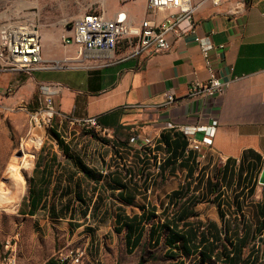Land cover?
I'll return each mask as SVG.
<instances>
[{
  "label": "crops",
  "instance_id": "crops-1",
  "mask_svg": "<svg viewBox=\"0 0 264 264\" xmlns=\"http://www.w3.org/2000/svg\"><path fill=\"white\" fill-rule=\"evenodd\" d=\"M204 1L191 0L196 7V33L201 37L210 35L216 47L210 54L212 65L216 76L229 83L221 96L190 97L191 87L206 83L210 77L201 49L190 36L179 40L170 37L173 44L166 52L129 58L123 44L114 52L79 54L78 46L62 43L63 36L71 34L67 25H44L36 27L42 59L58 62L61 68L9 72L1 68L0 62L2 94L14 87L28 100L37 102L39 110L42 87L61 85L62 92L56 95L54 104L62 119L95 117L104 129L113 131L118 144L123 141L129 144L132 138L152 137L160 146L168 143L171 147L160 175L171 188L169 191L157 185L149 187L143 169L141 175L137 174L149 159L137 170L132 167L133 174L129 170L128 176H110L109 183L88 180L79 170L65 176L69 195L60 203L69 201L70 211L65 218L68 226H80L72 228L73 233L85 228L83 237L92 238L97 232L92 227L109 226L114 237L124 241L128 254L127 236L132 242L136 233H128L124 225L132 223L127 219L137 218V222L142 220L146 224L148 242L149 228L155 227L152 244L157 240L159 245L164 243L167 257L172 260L169 264H199L200 258L198 253L187 255L170 249L160 228L163 225L177 224L180 228L186 225L196 227L197 231V226L212 224L224 231L226 223L243 225L242 220L251 228L249 241H263L260 228L264 222V186L260 178L264 171V0H223L220 7ZM104 3L102 12L108 18L123 13L133 25L145 20L159 25L169 15L166 11L149 10L147 0H104ZM6 12L4 9L0 13V43L3 22L11 21ZM169 96L175 102L166 105ZM213 121L218 122L217 131L205 159H199L195 152L185 155L187 141L180 129L208 127ZM167 124L176 128L167 130ZM202 138V134L197 135V139ZM81 175L95 183L97 194L113 195L112 208L104 210L107 200L87 205L85 193L77 186ZM138 177L143 178V185L137 181ZM53 189L52 186L51 194ZM60 191L51 200L57 207ZM175 192L179 193L178 198L173 196ZM119 193L125 198L131 195L132 199L128 198L131 204L120 200ZM78 195L85 204L78 201ZM185 231L186 228L179 233L188 238ZM249 254L251 262L258 257L257 250H246L244 258ZM100 260L104 263V255L100 254ZM203 264L225 262L212 257Z\"/></svg>",
  "mask_w": 264,
  "mask_h": 264
},
{
  "label": "rangeland",
  "instance_id": "rangeland-1",
  "mask_svg": "<svg viewBox=\"0 0 264 264\" xmlns=\"http://www.w3.org/2000/svg\"><path fill=\"white\" fill-rule=\"evenodd\" d=\"M104 4V0H0V13L5 9L11 17L10 22H3L2 29L16 23L33 24L35 27H64L69 24L68 27H71L73 21L85 13L102 12ZM7 15H4L5 18ZM37 107V102L28 100L14 87L0 93V264L9 254L17 256L18 264H46L51 259L56 261L68 250L77 248L85 251L83 264H140L142 257V264L171 263L164 243L159 246L149 244L147 235L140 247L129 256L124 241L119 236L114 237L109 226L92 227L97 232L92 238H87L83 237L85 228L73 233L66 219L53 218L48 209L38 212L35 217L21 215V204L29 195L30 183L34 176L37 179L34 173L37 165L40 174L47 163L45 173L51 177L50 187H54L57 177L59 182L62 180V185H67L64 184V177H70L76 170L81 171L80 166L66 157L67 153L82 161L104 183H109L112 175L124 177L129 170L133 173L130 167L137 170L144 162L136 149L131 148L137 151L133 160H130L131 153L127 149L120 154L121 146H129L128 143L123 144L126 141L118 144L115 135L110 138L88 132L61 117H56L50 124L36 126L33 115L38 111ZM58 142L63 143L64 147L60 148ZM147 159V165L140 168L137 174L141 175L142 169L145 175V171H148L145 183L149 187L157 185L169 191L171 188L167 186V181L160 178L161 173H154V163L150 157ZM111 168L117 173L104 178L100 172L104 169L111 171ZM143 178H137L141 185L144 183ZM78 179L77 186L85 193L87 205L94 206L101 200H107L103 204L104 210L112 208L113 195L101 192L98 195L95 183L88 182L82 175ZM261 243H254L259 246L260 254L264 253ZM100 254L104 255V263L100 260Z\"/></svg>",
  "mask_w": 264,
  "mask_h": 264
},
{
  "label": "built area",
  "instance_id": "built-area-1",
  "mask_svg": "<svg viewBox=\"0 0 264 264\" xmlns=\"http://www.w3.org/2000/svg\"><path fill=\"white\" fill-rule=\"evenodd\" d=\"M204 2H210L213 6L220 7L223 0H205ZM147 8L156 12L166 11L169 12V15L159 25L151 20L133 25L129 23L123 13H118L113 18H108L103 12L85 13L73 21L72 26L69 27L71 34L64 35L62 43L64 46L71 44L78 46L79 54L114 52L123 44L126 48V57L135 58L144 54L153 55L170 50L173 44L170 37L179 40L190 36L199 45L204 63L210 74L206 83H196L191 87L190 97L214 98L223 95L229 87V83L222 82L216 76L210 58L211 52L216 48L211 36L201 37L196 33L197 24L194 21L196 7L191 0H147ZM224 48V46L219 47L221 50ZM0 62L1 68L9 72L25 71L30 73L36 69L61 68V64L58 62L42 59L38 29L27 23L10 24L6 29H3L0 43ZM62 89L61 85L42 87L41 107L33 115L36 126L41 127L50 124L53 119L59 117L54 98L62 92ZM174 102V97L169 96L166 105H171ZM67 121L85 131L98 135L110 138L114 135L113 131L104 129L95 117H84L76 121L67 119ZM217 126L218 122L213 121L208 127L181 128L179 132L185 136L187 141L185 155L188 156L195 152L199 155V159H205L206 154L212 148ZM175 128L172 124L166 125L167 130H174ZM198 134H202L201 140L197 139ZM128 146V148L121 146L120 154L127 149L131 153L130 160H133L135 155L137 156V151H133L131 148L136 149L140 152L139 155L142 160L146 161L147 158H151L154 163V173L162 172V166L168 155L165 145L160 146L157 139L148 137L141 140L132 138ZM111 171H113L112 168ZM111 171L104 169L100 173L105 178L117 172L116 170ZM84 258L85 251L79 248L70 249L66 254H62L56 263L83 264ZM2 264H18L17 256L15 254L6 255Z\"/></svg>",
  "mask_w": 264,
  "mask_h": 264
},
{
  "label": "trees",
  "instance_id": "trees-1",
  "mask_svg": "<svg viewBox=\"0 0 264 264\" xmlns=\"http://www.w3.org/2000/svg\"><path fill=\"white\" fill-rule=\"evenodd\" d=\"M58 145L60 148L64 147L63 143L61 142H58ZM165 146H166V151L171 152L170 145L168 143H165ZM185 150H186V146L184 148V153ZM190 155L191 153L188 156ZM66 157L69 160H72L74 164L76 163L78 166L81 167V172L88 180H94L96 183L102 180L100 179L101 178L100 176L95 175L93 171H91L88 167L83 165L82 161H80L79 159L70 156L68 153L66 154ZM38 166L39 165H37L36 169L34 170V173L37 174V179L36 176H34L33 178L34 180L31 181L30 183L29 195L25 197L22 201L21 204L22 208L20 210L22 212L21 215L34 217L38 212L48 209L49 213L52 214L53 218L65 219L67 217L68 211H70L69 201L65 199V202L62 204L60 203V201L68 197L69 186L65 185L64 187H62V181L59 182L56 178V184L51 194V189H50L51 177H49L45 173V170L47 168V163L45 162L44 165L45 168L40 174L37 172V170L40 169V167ZM59 166L60 163H58V167ZM145 172H146V180H147L149 173L148 171ZM65 182L68 183L67 180ZM116 186H120L121 188H124L122 185H119L118 183H116ZM60 189H62V191H60ZM59 191H60L59 194L60 196L58 201L59 207H57L55 204L53 205L51 203V200L54 197V195H57ZM173 196L178 198L179 193L175 192ZM127 197L132 199L131 195H128ZM118 198L122 200L125 204L128 205L131 204V201L128 198L123 197L122 193H119ZM77 199L81 204H85V201L79 195L77 196ZM128 221H131L132 223H126L124 225V228L128 230V233L129 232L136 233V236L132 242L129 240V236H127V240H126L128 254L131 255L143 243L147 231V227L145 226L146 224H144L142 220L137 222L138 221L137 218H132L130 220L127 219V222ZM242 223L243 225H237L234 224L233 222L230 226L229 224L226 223V225L224 226V231L220 230L218 226L212 224H209L205 227L197 226V231L194 230V228L196 227L193 228L191 226L183 225L180 228V226L177 224H173L172 227L170 225H163L160 228L161 230H164L163 234L167 236L165 244L168 247H170V249H174L177 252L183 251L187 255H191L192 252L193 254L198 253L200 258L199 264L210 262L212 260V257H215V259L222 258L225 264H264V253L262 252L260 254L259 247L256 244H254L255 242H250L247 236L250 233L251 228L245 225L244 221L241 220L240 224ZM79 227H80L79 225L75 227L71 226V228H79ZM185 228H186L185 233L187 234L188 238H186L184 234L179 233ZM201 228L202 230H200ZM260 231L263 232L264 234V222L261 225ZM222 232L224 233V237H222ZM149 233H150L149 244H151L153 240V233H155L154 226H151L149 228ZM153 245L159 246V241L158 240L155 241ZM260 246L264 247V238ZM246 250L248 251L257 250L256 255L258 257L253 259L252 262L250 261L251 259L250 257L252 254H249L247 258H244V251ZM143 262H144V258L142 257L140 264H142ZM46 264H57V263L55 260L51 259Z\"/></svg>",
  "mask_w": 264,
  "mask_h": 264
},
{
  "label": "water",
  "instance_id": "water-1",
  "mask_svg": "<svg viewBox=\"0 0 264 264\" xmlns=\"http://www.w3.org/2000/svg\"><path fill=\"white\" fill-rule=\"evenodd\" d=\"M260 184L264 186V171H263L262 176L260 178Z\"/></svg>",
  "mask_w": 264,
  "mask_h": 264
},
{
  "label": "bare ground",
  "instance_id": "bare-ground-1",
  "mask_svg": "<svg viewBox=\"0 0 264 264\" xmlns=\"http://www.w3.org/2000/svg\"><path fill=\"white\" fill-rule=\"evenodd\" d=\"M12 169V168H11ZM14 171V170H13Z\"/></svg>",
  "mask_w": 264,
  "mask_h": 264
}]
</instances>
